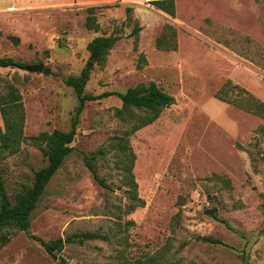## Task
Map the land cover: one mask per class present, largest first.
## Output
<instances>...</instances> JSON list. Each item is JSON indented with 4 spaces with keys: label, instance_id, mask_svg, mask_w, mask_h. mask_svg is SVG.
I'll return each instance as SVG.
<instances>
[{
    "label": "rangeland",
    "instance_id": "374dc122",
    "mask_svg": "<svg viewBox=\"0 0 264 264\" xmlns=\"http://www.w3.org/2000/svg\"><path fill=\"white\" fill-rule=\"evenodd\" d=\"M85 1L0 0V58L29 66L0 68V90L13 85L21 93L28 138L71 130L79 102L67 79L92 59L93 39L120 37L104 64L95 59L86 87L91 95L111 96L86 105L74 152L47 186L30 233L5 231L11 241L0 264H60L31 235L52 241L83 233L109 240L66 245L59 256L69 264H130L166 249L167 264H264V119L217 98L231 80L264 102V0H175V17L150 4L155 0L92 5L101 7L97 32L86 28ZM166 27L177 32L172 51L158 48ZM37 65L44 71L30 69ZM149 83L175 103L131 133L147 113L119 117L118 94ZM121 138L135 156L145 203L131 213ZM86 156L108 188L95 182ZM47 165L31 140L0 162L12 201Z\"/></svg>",
    "mask_w": 264,
    "mask_h": 264
},
{
    "label": "trees",
    "instance_id": "16d2710c",
    "mask_svg": "<svg viewBox=\"0 0 264 264\" xmlns=\"http://www.w3.org/2000/svg\"><path fill=\"white\" fill-rule=\"evenodd\" d=\"M150 4L171 17L176 16L175 0H155L150 2ZM100 8L101 7H88L86 9L88 16L85 24L88 30L96 32L100 30V24L97 18V12ZM133 10V7H127V19L132 18ZM139 32L140 27L136 26L132 34L138 38ZM119 40L120 37L115 35L96 37L89 43L88 51L93 57H96L97 62L102 65L107 61L111 50ZM157 44L160 49L168 51L175 50L177 48L176 30L172 27H166ZM141 57L145 59L143 55ZM28 67L26 63L17 61L13 58H0V68L3 69L27 70ZM94 67V63L89 61L79 76L70 77L66 81L67 86L74 90L79 102L70 131L55 130L52 133L42 132L38 136L31 138L26 137L24 135L26 123L25 107L21 93L13 85H9L6 92L0 90V114L3 120V128H0V162L4 160L7 155L19 153L22 144L28 140H31L32 144L38 147L48 160V165L36 172L33 184L31 186H24L16 195L14 201H12L9 196L3 177L0 174V251L11 241V236L5 233L6 230H19L30 233L32 214L38 208L47 186L52 178L59 172L65 160L75 150L73 143L77 135V126L86 105L89 102L111 96V93L94 96L86 92V87L91 79V73ZM45 72L49 73V70L46 69ZM118 95L122 101V108L117 110V115L119 117L124 118L125 114L134 113V110L147 113L145 117L138 121L131 133H135L153 124L158 120L163 109L175 103V98L166 93L156 83H149L147 85L140 84L129 89L126 93H119ZM233 95L236 96L233 97ZM217 98L264 119V102L254 96L250 91L233 84L231 80H228L222 89L218 91ZM126 135L129 136L130 133L127 132ZM118 145L122 149L121 153H123L125 157H129L119 162V165H121L124 172L126 185L130 187L129 199L132 204L129 212L131 213L137 208L143 207L145 203L138 197V183L133 174L135 156L124 138L118 139ZM86 160L90 166L95 182L101 187L108 188L105 181L99 177L89 157L86 156ZM211 212L214 214L215 218H218L214 211ZM31 237L39 241L52 258L59 259L60 264H69L64 258L59 256L68 244L76 242L84 243L94 240H109L107 236L99 233L73 234L52 241H45L35 235H31ZM205 240L213 245H223L219 240L210 238H206ZM168 253L169 249L163 252L147 253L143 256L135 257L130 261V264H167L164 260Z\"/></svg>",
    "mask_w": 264,
    "mask_h": 264
},
{
    "label": "crops",
    "instance_id": "0c3cea01",
    "mask_svg": "<svg viewBox=\"0 0 264 264\" xmlns=\"http://www.w3.org/2000/svg\"><path fill=\"white\" fill-rule=\"evenodd\" d=\"M132 0H87L83 3H86L88 5H90L89 7H97V6H92V5H102V4H115V6H117L119 4V2L121 3H124V2H130ZM70 4H73V3H70ZM107 7H110V6H107ZM88 8V7H87Z\"/></svg>",
    "mask_w": 264,
    "mask_h": 264
},
{
    "label": "water",
    "instance_id": "95a60500",
    "mask_svg": "<svg viewBox=\"0 0 264 264\" xmlns=\"http://www.w3.org/2000/svg\"><path fill=\"white\" fill-rule=\"evenodd\" d=\"M96 57H92V59L90 60L92 63L95 62ZM32 71H36V72H43L44 71V65H37V66H33L30 68Z\"/></svg>",
    "mask_w": 264,
    "mask_h": 264
}]
</instances>
